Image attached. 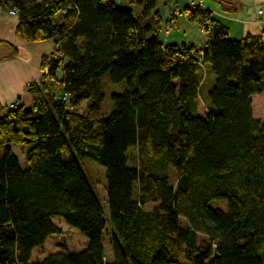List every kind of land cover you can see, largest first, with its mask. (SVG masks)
<instances>
[{
  "label": "trees",
  "instance_id": "trees-1",
  "mask_svg": "<svg viewBox=\"0 0 264 264\" xmlns=\"http://www.w3.org/2000/svg\"><path fill=\"white\" fill-rule=\"evenodd\" d=\"M160 1L134 0V12L117 0H0L17 12V38L54 43L47 73L26 86L32 105L0 107V264H264V119L252 115L264 32L231 39L211 11L186 5L204 43H163ZM205 67L215 80L200 116ZM106 82L123 88L107 114ZM10 144L24 147L25 168ZM130 149L145 166L128 165ZM82 159L105 169L107 213ZM54 217L87 245L31 263L60 233Z\"/></svg>",
  "mask_w": 264,
  "mask_h": 264
},
{
  "label": "rangeland",
  "instance_id": "rangeland-1",
  "mask_svg": "<svg viewBox=\"0 0 264 264\" xmlns=\"http://www.w3.org/2000/svg\"><path fill=\"white\" fill-rule=\"evenodd\" d=\"M196 1L201 2L205 7H207L210 11H212V13L218 14L220 16L218 18L224 24L229 26V35L231 39H233V37L236 35H240V34H235L236 26H243L242 21L250 19V17L254 16V14L256 15V19L254 20L255 24H261L264 21V15L258 16L256 13L259 8V4L261 2L260 0H235L236 3L234 4L235 5L237 4L239 6L238 8L239 10L238 12H234V13L224 12L221 9V6L219 5L217 0H196ZM170 2L173 1L161 0L156 7L157 10L160 11L163 10L164 13L166 14V10L169 8ZM186 5L189 6L193 5V0H176L175 4H173V9L178 10L177 16L172 18L173 25H175L176 23L175 19L177 17L181 18V20H184V22L179 21V26L176 27L173 26L172 31L170 30L171 34L169 37L163 36V33L165 34L171 15L169 14V19L166 22L167 25H165V21H164L165 16L162 18L161 26L163 27V30L161 31L160 39L161 41H163V43L171 44L175 42L174 45H178V46L190 45L188 44L190 39L196 41L198 44L204 43L206 35L202 29L203 26L200 23H197L198 20L196 22H191L184 15H180V11ZM117 6L131 9L134 12L139 11V7L134 3V0H117ZM53 21L57 22L58 17H55ZM2 50H0V58L2 57V55H5L3 54V52H6L5 49ZM201 72H202V84L200 88V98H199L200 112H202L204 109L203 103H207L208 92L213 86L215 80V77L211 73L209 67L203 68ZM122 91L123 88L119 86H114L107 82L105 83L104 102H103L104 105L103 109L105 114L109 113L111 108L110 94L121 93ZM252 111H253L254 119H259V120L264 119L262 118L264 116V94L253 96ZM10 148L13 151L15 157L17 158L20 167L25 168L27 166V163L25 160L24 147L16 144H10ZM126 156L128 159L129 166L143 167L146 164L144 154L140 153L138 150L130 149L128 150ZM80 163L89 179V182L91 183L93 189L95 190L102 204L103 210L105 211V213H107L108 207L105 197V192H106L105 169L89 159H82L80 160ZM167 174L169 175L171 182L174 183L176 179L175 173H173L171 170L168 169ZM216 206L224 208L223 203H216ZM154 207H155L154 204L149 203L145 205L144 208L146 211H149ZM52 222L56 227L60 229V233L51 235L43 245L36 247L32 251L30 258L31 263L38 261L40 262L50 254H55V253L72 254V253H79L85 249L87 245V239L84 236H82L76 229L67 226L59 217L52 218ZM198 240L199 242H203L206 240V238L204 236H199ZM103 247H104L106 262H111L113 260V257L110 246L108 245L107 237H105V241L103 242ZM260 251H262V247Z\"/></svg>",
  "mask_w": 264,
  "mask_h": 264
},
{
  "label": "crops",
  "instance_id": "crops-1",
  "mask_svg": "<svg viewBox=\"0 0 264 264\" xmlns=\"http://www.w3.org/2000/svg\"><path fill=\"white\" fill-rule=\"evenodd\" d=\"M260 1L261 2L259 4L258 10L264 8V0ZM173 4H175V2H170V6L166 10V14L163 10V13L160 11L161 18L165 16V25L169 19V14L173 10ZM235 6L236 12H238L239 6L237 4ZM206 9L208 8L206 7ZM213 16L220 17L218 14L214 13ZM255 19L256 15L254 14V16L250 17V19L242 21L243 26H236L235 34L240 35L234 36L233 39H239L246 34L257 35L261 32H264V21L261 24H255ZM179 21L184 22V20H181V18L177 17L175 19L176 23L174 27L179 26ZM17 22V16L9 15L7 10L0 6V50L5 49L6 51L3 52L5 55H2L0 58V107H7L9 104L15 101L17 102L18 106L30 107L32 105V98L26 92V86L32 82H39L42 74L40 69L41 61L43 58L49 56L54 49V43L51 40L26 43L17 38L15 36V27ZM226 26L229 28L228 25ZM171 31L168 35L163 33V36L169 37ZM174 43L175 42L171 44ZM188 44L201 47L203 43L198 44L196 41L190 39ZM10 46H13L18 50L15 56H12ZM204 113L205 109L200 112L198 107V114L203 116ZM262 118H264V116Z\"/></svg>",
  "mask_w": 264,
  "mask_h": 264
},
{
  "label": "built area",
  "instance_id": "built-area-1",
  "mask_svg": "<svg viewBox=\"0 0 264 264\" xmlns=\"http://www.w3.org/2000/svg\"><path fill=\"white\" fill-rule=\"evenodd\" d=\"M193 8H198V9H201V10H205L206 9V7L201 3V2H199V1H196V0H193ZM175 9H173L172 11H171V13H170V15H171V18H173V17H176L177 16V14H178V10H175ZM175 12V13H174ZM9 15H17V12L13 9H10V10H8V12H7ZM174 13V14H173ZM257 15L258 16H263L264 15V8H262V9H259V10H257ZM175 15V16H174ZM169 23H172V21H171V19H170V21H169ZM202 29H203V31H204V33H205V35H206V29L204 28V27H202ZM170 31V29L167 27L166 28V31H165V35H167L168 34V32ZM47 71H48V69L46 68V69H44V71L42 72V73H47ZM61 99L62 100H65L66 99V94H64L63 95V97H61ZM10 105V104H9ZM11 107H16L17 106V104H16V102H13V103H11V105H10Z\"/></svg>",
  "mask_w": 264,
  "mask_h": 264
},
{
  "label": "bare ground",
  "instance_id": "bare-ground-1",
  "mask_svg": "<svg viewBox=\"0 0 264 264\" xmlns=\"http://www.w3.org/2000/svg\"><path fill=\"white\" fill-rule=\"evenodd\" d=\"M170 19H171V21H172V18H170ZM166 25H167V24H166ZM173 26H174V25H173V22H172V23H169V24L167 25V27H168L170 30L173 28ZM15 102H16V101H15ZM16 104H17V102H16ZM10 105H11V104H10ZM10 105L8 106V108H9V109H12L13 107H11ZM17 106H18V104H17Z\"/></svg>",
  "mask_w": 264,
  "mask_h": 264
}]
</instances>
